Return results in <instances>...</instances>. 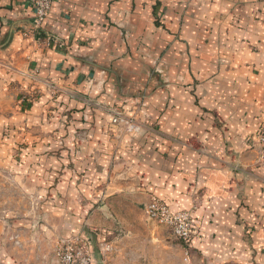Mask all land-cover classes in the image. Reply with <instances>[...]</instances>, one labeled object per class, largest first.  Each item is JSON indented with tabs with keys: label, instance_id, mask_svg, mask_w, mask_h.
I'll return each instance as SVG.
<instances>
[{
	"label": "crops",
	"instance_id": "1",
	"mask_svg": "<svg viewBox=\"0 0 264 264\" xmlns=\"http://www.w3.org/2000/svg\"><path fill=\"white\" fill-rule=\"evenodd\" d=\"M33 19L28 0H0V190L20 203L0 213V264H58L57 245L29 244L41 220L82 234L92 264L165 247L168 264H264V0H54L42 35ZM108 108L155 130L117 135ZM49 173L66 230L60 210L26 215ZM153 199L192 211L189 242L167 244Z\"/></svg>",
	"mask_w": 264,
	"mask_h": 264
},
{
	"label": "rangeland",
	"instance_id": "2",
	"mask_svg": "<svg viewBox=\"0 0 264 264\" xmlns=\"http://www.w3.org/2000/svg\"><path fill=\"white\" fill-rule=\"evenodd\" d=\"M140 106V105H139ZM61 108L62 105L58 104V106L54 107L51 111L52 115L54 117H61ZM107 110V111H106ZM106 113L110 116V128L112 129V131L114 130L117 135L121 134V135H135L138 133H147L148 131H152L155 130V128L153 127V125L145 120L142 119H137L136 117H131L129 116V114H127V112L125 113L124 110L122 109H117V108H108L106 109ZM54 113V114H53ZM116 116L122 117V119H124L125 121H129V124H127L125 121L122 122H115L114 118ZM264 124V122H263ZM134 125V126H131ZM263 126V125H262ZM262 129V127H261ZM114 141H117L118 139H113ZM263 145V143H262ZM264 147V145H263ZM27 156L28 160L31 162H36L38 160V158H42L41 155H38L37 153H29L28 155H24V157ZM48 156V159L46 161L51 160L50 155H45V157ZM42 160V159H41ZM52 173H49L48 177H46L45 179V186L44 187H33V188H38L40 192H44V195H46V201L41 202V203H36L34 201H31V199L28 201V205H29V209L26 211V215L29 216L31 213L32 208L37 204H41L40 210L42 212H52L53 210H60V214L63 215L64 218V227L63 230H66L65 225L68 223V210L70 209V203H68V201H64V200H58L57 198H53L51 200V196L54 195V193H56L58 191V186H56L55 182L53 181V179L51 178ZM12 185H7V187H4L2 185L1 190H0V213L7 211V209H13L16 208V206H18L20 203L18 202H10L8 201L7 197H14V195H16V189H18V187H11ZM31 188V187H30ZM5 189V191H4ZM4 194H5V198H4ZM7 196V197H6ZM50 198H49V197ZM6 199V200H5ZM25 205V204H24ZM91 208H88V205H82V207L79 209L80 212L79 215L82 217H86L88 216V214H90ZM40 211V212H41ZM61 215V216H62ZM39 226H42L44 224L45 228H44V232L42 233L43 237L41 236V234L39 235V237L34 236L33 238H31L29 240V244L30 245H83L84 243H86L87 245H89L88 240L82 235V234H65V233H60L59 235H56L54 233H49L48 232V223L45 220H41L40 223H37ZM170 231V229H169ZM100 232L99 230H97L96 232L93 233L94 235V241H93V245H100L101 241V236L99 235ZM92 235V236H93ZM37 238H39L40 240L43 238V242L41 240V243L39 242L40 240H38ZM166 242H168L167 244H170L172 246L175 245V243L178 242H182L181 240L175 238L172 234V232L170 231L169 234H166ZM159 248V246H158ZM164 249H167L166 251L162 252H156V253H151V256L153 257L154 254H156V256H154L153 258H155V261H151V262H147L145 264H168V263H175L179 260V255L177 254L176 250L174 248H171L172 251L169 252L170 250H168L169 248L165 247ZM150 254H146L145 256H142V259H148Z\"/></svg>",
	"mask_w": 264,
	"mask_h": 264
},
{
	"label": "built area",
	"instance_id": "3",
	"mask_svg": "<svg viewBox=\"0 0 264 264\" xmlns=\"http://www.w3.org/2000/svg\"><path fill=\"white\" fill-rule=\"evenodd\" d=\"M34 12V30L42 35L45 21L51 11L54 0H28ZM49 42L52 41L58 47H63L58 39L46 34ZM115 122L125 121L122 117L116 116ZM129 124V121H125ZM259 133V138L264 145V124ZM134 126V125H131ZM148 219L159 225L166 226L173 236L183 242H189L193 236V215L191 210L173 211L162 199H153L145 208ZM56 254L58 264H92L93 258L90 246L83 245H57Z\"/></svg>",
	"mask_w": 264,
	"mask_h": 264
}]
</instances>
